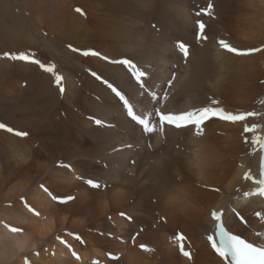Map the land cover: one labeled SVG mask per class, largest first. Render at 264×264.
<instances>
[{
    "label": "bare ground",
    "instance_id": "bare-ground-1",
    "mask_svg": "<svg viewBox=\"0 0 264 264\" xmlns=\"http://www.w3.org/2000/svg\"><path fill=\"white\" fill-rule=\"evenodd\" d=\"M206 3L212 5L208 40L198 43L191 11ZM220 39L241 50L264 49V0H0V123L29 134L0 130V264H221L202 237L213 224L211 211L248 192L245 174L256 173L259 147L252 140L264 129V51L237 56L222 50ZM176 41L191 46L185 66ZM68 45L133 60L160 83L178 65L167 110L215 99V106L250 117L210 122L202 137L169 130L164 142L151 137L150 152L91 75L133 92L125 68ZM5 52L28 53L54 72L9 60ZM55 75L63 78V94ZM89 117L115 127H93ZM245 124L259 127L245 133ZM128 144L140 148L112 152ZM85 179L107 188L90 189ZM41 185L52 196L73 199L58 203ZM237 207L255 225L248 215L255 203ZM231 220L234 231L243 230ZM139 226L144 231L135 243L150 244L154 254L116 240ZM176 231L185 235L191 259L167 242ZM105 253L121 258L110 263Z\"/></svg>",
    "mask_w": 264,
    "mask_h": 264
},
{
    "label": "snow or ice",
    "instance_id": "snow-or-ice-1",
    "mask_svg": "<svg viewBox=\"0 0 264 264\" xmlns=\"http://www.w3.org/2000/svg\"><path fill=\"white\" fill-rule=\"evenodd\" d=\"M211 7H212V5L209 4L208 9H205L204 13L209 14V10L211 9ZM76 11L81 12V14L83 15L81 9L77 8ZM199 14L200 13H197V15H199ZM195 38H196V41L198 43L208 40V36L205 34V24L199 20L196 21ZM217 43L219 44V46L222 50H224L228 53L235 54L237 56H248V55H252L254 53L260 52V51H264V49H260V48H250V49H246V50H241V49H238V48L231 46L228 42H226L223 39L218 40ZM68 47L72 52H78L80 55H82L84 57L95 56V57H99L102 60H106L111 64L122 65L125 68V71L127 72L128 77L132 81H134L135 83H139L141 85V95H145V93L143 92V88L147 87L146 80L148 78V73L144 72V70L139 65H137L135 61L129 60L128 58L111 60L108 57L103 56V55H101V53H99L95 50H92V49L81 50V49H77L71 45H68ZM176 48L179 51V53L185 59L188 58V56H189V45L188 44H186L182 41H177L176 42ZM3 56L9 60H12V61H23V62H27V63L38 64L39 67L41 69H43L44 71L50 72V73L54 72V68L52 66H50V65L46 66L45 64L41 63L39 60L35 59L34 56H32L28 53H25V52H19V53L5 52L3 54ZM129 66H135V70L139 71L143 74L141 76V79L138 82L136 81L133 73L128 72ZM91 75L94 76L102 84H104L108 89H110L111 92L114 94V96L116 98H118V101L122 104V106H123V101L121 100V96H123L125 99H128L129 105L132 107L133 115L132 116L126 115L127 118L130 121L134 122L137 126H139L142 129V132L148 137H151L153 134H156V133H160L161 135H164L166 127L175 129L177 131L190 130L193 133V135H195L197 137H202L205 134L206 125L210 122L221 121V122L236 124L238 122H243L248 117H250L245 112L234 113L232 111L225 110L223 107L215 106V105H218L220 103L219 101H217L215 99H213L211 101L210 105L195 107V108H191L189 110L162 111V109L164 108V104L161 103V99L166 101L168 99V93L165 92L163 97L161 98L154 91L151 93V96H150L152 101H154L151 109L139 111L136 106L131 104V100L126 95V93H124L122 90H120L117 86H115L113 83L109 82L107 79H104L103 77L97 75L96 72H91ZM54 79H55V84L59 88L60 93L63 94L65 89L61 83L62 79H63L62 76L55 75ZM173 79H174V77H173ZM168 85H169V87H171L172 82H169ZM256 115H257V113L252 112V116H256ZM89 119H91L93 124L95 126H98V127H109V128L115 127V125L106 124L101 119H96L94 117H89ZM257 127H259V126L253 125L250 128L247 124H245L243 131L245 133H248L250 131H255V129ZM0 130H4V131L11 133V134H13L17 137H20V138H24V137H27L29 135L26 131H18L16 129H13L12 127H8L4 123H0ZM245 143H247V140H245ZM252 143H253V145H257V144L259 145V150L262 153L261 159L264 160V135L255 136L252 140ZM132 147H133V145L128 144V145H124L123 147L114 148L112 150V152L113 153L121 152V151H124L125 149H131ZM133 163H134V161H133ZM64 166L70 167V165H64ZM250 172H251V170H249V173L245 174V177H244L245 180H247ZM261 174L264 175V168L261 169ZM80 179H83V178H80ZM83 182L86 183L92 189H100L102 187V185L99 182H97L93 179H85V180H83ZM261 182L264 183V181H261ZM41 187L43 188V190L46 193L49 194V196H51V198L53 200L57 201L58 203H61V204L67 203L68 201L73 199V197H71V196H67V197L52 196V194L48 191V189L46 187H44L43 185H41ZM214 190L217 192L220 191L219 189H214ZM262 193H264V189H262L261 192H258V193H254V194L249 193V195L250 196L251 195H262ZM28 210L30 212H33L35 215H39V213L35 212V210L33 208H31L30 206H28ZM120 215L124 216L125 213L121 212ZM210 217H211V220L214 222V234L207 235L206 239H208L209 236H211V238L216 241V245L214 247L211 244H210V246H211L212 250L217 255H219V253H217V251H216L217 248L223 246L225 248V256L221 257V258H222V260H224L225 258L230 260V259H232L231 249L228 247L226 241H224L222 239L223 234L220 231L221 228H223L225 231L227 230V228L225 227V220H224L225 213L223 211V208L222 207H216L215 209H213L210 213ZM127 218L131 219V217H127ZM11 231L19 232L21 230L17 229V228H13V229H11ZM177 236L182 237L183 240L185 239V237L182 234L178 233ZM58 239H59V237H58ZM75 239L79 240L80 237L75 236ZM245 242L248 243L247 241H245ZM61 243H66V242L61 240ZM141 247H144V246L142 245ZM252 248L256 252L264 254V247H258V246L252 245ZM180 251L184 257L191 259V253L189 251H185L184 247L182 245H180ZM73 255H75V253H73Z\"/></svg>",
    "mask_w": 264,
    "mask_h": 264
}]
</instances>
